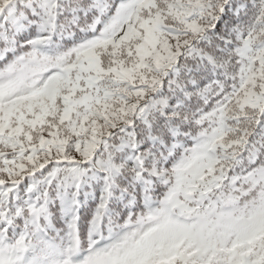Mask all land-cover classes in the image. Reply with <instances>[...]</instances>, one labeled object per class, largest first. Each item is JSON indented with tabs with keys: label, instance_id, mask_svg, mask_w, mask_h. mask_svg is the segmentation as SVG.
Listing matches in <instances>:
<instances>
[{
	"label": "snow or ice",
	"instance_id": "6c2138e0",
	"mask_svg": "<svg viewBox=\"0 0 264 264\" xmlns=\"http://www.w3.org/2000/svg\"><path fill=\"white\" fill-rule=\"evenodd\" d=\"M0 264H264V0H0Z\"/></svg>",
	"mask_w": 264,
	"mask_h": 264
}]
</instances>
